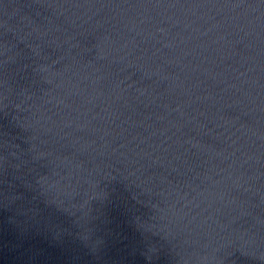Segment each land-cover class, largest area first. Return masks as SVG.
Masks as SVG:
<instances>
[{
    "label": "water",
    "instance_id": "obj_1",
    "mask_svg": "<svg viewBox=\"0 0 264 264\" xmlns=\"http://www.w3.org/2000/svg\"><path fill=\"white\" fill-rule=\"evenodd\" d=\"M0 264H264V0H0Z\"/></svg>",
    "mask_w": 264,
    "mask_h": 264
}]
</instances>
